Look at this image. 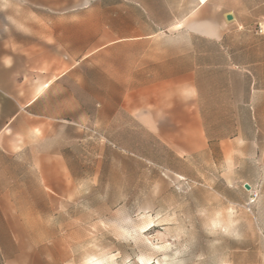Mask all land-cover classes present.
Here are the masks:
<instances>
[{
  "label": "rangeland",
  "instance_id": "rangeland-1",
  "mask_svg": "<svg viewBox=\"0 0 264 264\" xmlns=\"http://www.w3.org/2000/svg\"><path fill=\"white\" fill-rule=\"evenodd\" d=\"M111 4L164 24L198 2L0 0V56L23 71L36 50L50 51L44 63L85 56L80 73L90 84L97 12L104 23ZM76 137L55 126L0 149V264H264L257 163H223L216 148L213 163L167 153L149 163L95 145L91 132Z\"/></svg>",
  "mask_w": 264,
  "mask_h": 264
},
{
  "label": "crops",
  "instance_id": "crops-1",
  "mask_svg": "<svg viewBox=\"0 0 264 264\" xmlns=\"http://www.w3.org/2000/svg\"><path fill=\"white\" fill-rule=\"evenodd\" d=\"M196 1L164 24L119 4L104 23L97 12L90 84L85 56L44 63L50 51L36 50L24 71L0 56L1 151L60 126L149 163L164 153L213 163L216 148L223 163H257L264 179V0Z\"/></svg>",
  "mask_w": 264,
  "mask_h": 264
},
{
  "label": "built area",
  "instance_id": "built-area-1",
  "mask_svg": "<svg viewBox=\"0 0 264 264\" xmlns=\"http://www.w3.org/2000/svg\"><path fill=\"white\" fill-rule=\"evenodd\" d=\"M199 2H202L201 0H198ZM259 32H261L262 31V27L261 26H259ZM253 201V200H252Z\"/></svg>",
  "mask_w": 264,
  "mask_h": 264
},
{
  "label": "water",
  "instance_id": "water-1",
  "mask_svg": "<svg viewBox=\"0 0 264 264\" xmlns=\"http://www.w3.org/2000/svg\"><path fill=\"white\" fill-rule=\"evenodd\" d=\"M245 189H249V186L247 184L244 185Z\"/></svg>",
  "mask_w": 264,
  "mask_h": 264
},
{
  "label": "bare ground",
  "instance_id": "bare-ground-1",
  "mask_svg": "<svg viewBox=\"0 0 264 264\" xmlns=\"http://www.w3.org/2000/svg\"><path fill=\"white\" fill-rule=\"evenodd\" d=\"M201 1H202V2H200V3H202V4L206 2V0H201Z\"/></svg>",
  "mask_w": 264,
  "mask_h": 264
}]
</instances>
